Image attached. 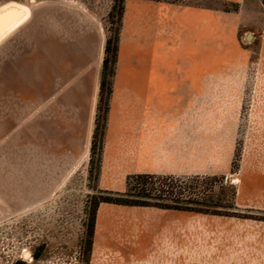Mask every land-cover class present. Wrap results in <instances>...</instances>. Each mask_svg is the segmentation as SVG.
<instances>
[{"label":"rangeland","instance_id":"rangeland-1","mask_svg":"<svg viewBox=\"0 0 264 264\" xmlns=\"http://www.w3.org/2000/svg\"><path fill=\"white\" fill-rule=\"evenodd\" d=\"M9 7L24 15L0 35V264H264V0H0ZM137 75L186 87L153 113L124 89ZM139 130L158 133L142 153ZM138 173L192 183L219 207L100 203L90 235L98 193Z\"/></svg>","mask_w":264,"mask_h":264},{"label":"trees","instance_id":"trees-1","mask_svg":"<svg viewBox=\"0 0 264 264\" xmlns=\"http://www.w3.org/2000/svg\"><path fill=\"white\" fill-rule=\"evenodd\" d=\"M123 7H119V16L121 17ZM120 20V18H119ZM116 31L115 37L112 40L110 37L106 39L104 46V57L99 77V93L97 109L100 111L103 106L104 113L109 110L108 100L103 101V93L105 89L108 95L112 93V83L109 78L113 76L114 65L117 61L119 51V37ZM99 124L98 119H95L93 137L91 142V153L95 149V138L98 135ZM102 141V137L100 138ZM197 180V177L191 178ZM190 182V181H189ZM183 182L180 179H174L170 176H158L153 174L138 173L128 176L124 192H100L95 197V201L89 208L88 221L89 233L93 234L96 211L100 203H114L117 205L138 206L151 205L163 209H175L180 211L201 212L200 209L193 208L197 206L204 207H219L214 201V196L200 195L201 192H195L196 186L192 183L181 185ZM187 191L188 197L185 198L182 194ZM184 197V198H183Z\"/></svg>","mask_w":264,"mask_h":264},{"label":"crops","instance_id":"crops-1","mask_svg":"<svg viewBox=\"0 0 264 264\" xmlns=\"http://www.w3.org/2000/svg\"><path fill=\"white\" fill-rule=\"evenodd\" d=\"M93 50H95V49L93 48ZM75 55L79 56V51H76ZM76 64H78V66H80L79 63H76ZM136 80L137 81L135 83L128 84L126 86L127 88H124V89L135 90V93H136L135 95L138 98H140L141 100L144 99L149 104L153 113H154V111H156V113L160 111L161 108H160L158 102L160 99L166 100L170 95V92H169L170 90L181 91V90H185V87H186L184 84L183 85L182 84H172L173 88H170V87H167L168 84L167 85L165 84L166 87L161 89V87H163V86L159 87V85L156 83L144 82L142 80V76L138 77V75H137ZM160 91H163L164 93H160ZM147 118H148L147 119L148 122H151V123H158L159 122L158 116L156 117L153 115L151 117L148 116ZM141 121L143 122L144 118H142ZM156 133L155 132H151V133L149 132V136H146L144 131L141 130L140 133H138V135H136V137L141 140L140 146H139L141 153L144 152V150H143L144 141L143 140L144 139H150V138L153 139L154 137L156 138L157 137ZM130 137H133V136H130ZM125 138H127V137H125ZM127 139H129V138H127ZM139 148H138V151H139Z\"/></svg>","mask_w":264,"mask_h":264},{"label":"water","instance_id":"water-1","mask_svg":"<svg viewBox=\"0 0 264 264\" xmlns=\"http://www.w3.org/2000/svg\"><path fill=\"white\" fill-rule=\"evenodd\" d=\"M24 12L16 7H9L0 11V35L22 18Z\"/></svg>","mask_w":264,"mask_h":264}]
</instances>
